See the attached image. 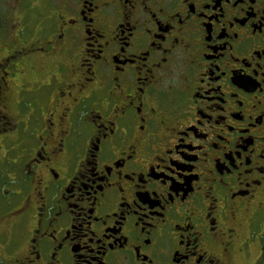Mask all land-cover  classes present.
Listing matches in <instances>:
<instances>
[{
	"label": "flooded vegetation",
	"instance_id": "af4514ba",
	"mask_svg": "<svg viewBox=\"0 0 264 264\" xmlns=\"http://www.w3.org/2000/svg\"><path fill=\"white\" fill-rule=\"evenodd\" d=\"M41 1L0 27V264H264V0Z\"/></svg>",
	"mask_w": 264,
	"mask_h": 264
},
{
	"label": "rangeland",
	"instance_id": "374dc122",
	"mask_svg": "<svg viewBox=\"0 0 264 264\" xmlns=\"http://www.w3.org/2000/svg\"><path fill=\"white\" fill-rule=\"evenodd\" d=\"M41 2L44 4V0ZM15 4L17 5V0H0V27H3L4 29H12V27L18 26V22H26L27 24L37 23L34 21V16L33 20L30 18L27 20V15H21L20 11H18V5L16 7ZM37 4H39V1ZM8 13L9 15L7 16Z\"/></svg>",
	"mask_w": 264,
	"mask_h": 264
}]
</instances>
